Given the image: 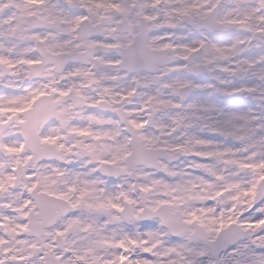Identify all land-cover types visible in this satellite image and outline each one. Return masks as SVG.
<instances>
[{"label":"snow or ice","instance_id":"obj_1","mask_svg":"<svg viewBox=\"0 0 264 264\" xmlns=\"http://www.w3.org/2000/svg\"><path fill=\"white\" fill-rule=\"evenodd\" d=\"M0 264H264V0H0Z\"/></svg>","mask_w":264,"mask_h":264}]
</instances>
